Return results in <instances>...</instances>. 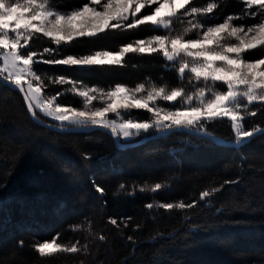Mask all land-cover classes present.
I'll use <instances>...</instances> for the list:
<instances>
[{"label":"trees","instance_id":"obj_1","mask_svg":"<svg viewBox=\"0 0 264 264\" xmlns=\"http://www.w3.org/2000/svg\"><path fill=\"white\" fill-rule=\"evenodd\" d=\"M87 2L50 0L49 7L69 11ZM207 2L194 0L201 7ZM217 2L211 16L198 18L201 23L215 25L230 14L243 17L233 21L237 25L259 20L245 15L241 0ZM184 26L173 25L177 30ZM155 34L160 33L147 26L109 30L62 46L59 54L44 59L117 52ZM196 35L194 31L186 38ZM47 46L55 48L42 37L30 43L37 52ZM244 55L249 61L264 58V48ZM34 68L45 78V96L62 93L57 103L76 108L83 101L67 92L71 86L50 79L64 76L105 91L117 84L171 88L187 83L157 54H129L123 67L38 63ZM149 115L143 110L126 114L140 120ZM253 125L264 128V109L245 120L249 130ZM208 132L235 140L226 121L208 125ZM156 183L163 187L153 192ZM213 189L219 191L199 198ZM168 203L195 206L159 207ZM54 238L68 246L78 242L81 251L40 258L33 246ZM0 264H264V136L231 148L174 132L120 150L104 131L58 133L35 123L22 95L0 81Z\"/></svg>","mask_w":264,"mask_h":264},{"label":"snow or ice","instance_id":"obj_2","mask_svg":"<svg viewBox=\"0 0 264 264\" xmlns=\"http://www.w3.org/2000/svg\"><path fill=\"white\" fill-rule=\"evenodd\" d=\"M49 3L50 0H0V81L23 94L34 119L39 112L57 121L62 131L68 130L67 126L94 127L108 130L113 137L126 141L153 130L159 133L186 130L215 143V137L208 133V125L217 121L227 122L237 145L257 134L264 136V128L253 125L249 130L245 126L248 117H255L264 109V58L249 61L244 55L264 48V0H241L245 15L259 17L250 26L234 24V20L243 17L231 14L215 25L201 23L199 17L211 16L220 6L217 0H208L202 7L196 6L194 0H88L66 13L49 7ZM145 9L149 11L141 15ZM177 22L185 25L182 30L173 27ZM142 26L160 34L137 39L117 52L98 50L83 56L44 59L45 55L59 54L64 50L62 46L80 39L95 38L109 30L127 31ZM194 31L196 37L186 39ZM41 37L55 48L43 47L42 52L31 50L30 43ZM129 54L162 56L175 67L179 80L186 81V85L146 87L141 83L129 88L117 84L105 91L64 76L50 79L49 83L71 86L67 92L83 101V107L76 108L57 103L62 93L45 96V78L34 68L38 63L69 68L123 67ZM96 101L101 106H95ZM161 102L171 107L161 106ZM133 110L150 115L144 120L125 115ZM162 187L156 183L151 191ZM96 191L102 193L103 189L96 186ZM216 191L219 189L202 191L199 198L204 200ZM194 206L159 205L166 210ZM147 207L151 209L153 205ZM110 223L116 225L117 221L112 219ZM33 248L40 258L81 251L78 242L68 246L59 243L58 238L38 242Z\"/></svg>","mask_w":264,"mask_h":264},{"label":"water","instance_id":"obj_3","mask_svg":"<svg viewBox=\"0 0 264 264\" xmlns=\"http://www.w3.org/2000/svg\"><path fill=\"white\" fill-rule=\"evenodd\" d=\"M9 87L12 88L11 86H9ZM15 90H17L19 92L18 89H15ZM21 95L23 97V94H21ZM26 107H27V105H26ZM29 115H30L31 119L35 123H37V124H39V125H41V126H43L45 128H48L50 130H53L55 132H58V133H90V132H93L95 130H100V131L107 132L108 134L111 135L110 131H108V130L100 129V128H94V127H73V126H67L68 130L62 131L59 125H55V124L46 122L44 120H41L40 118H38V116L34 119L30 113H29ZM178 132H186V133H189V134H191L193 136H197V137H200V138H203V139L208 140L205 136H203L201 134H198V133H195V132H189V131H186V130H180ZM168 134H170V133H161V134L159 133V134H156V135H153V136H149L147 138H144L142 140L135 141V142H130V143L121 142L120 138L113 137L112 135L111 136L113 137V139L115 141V144H116V147L118 149H120V150H126V149H129V148L138 146V145H140V144H142V143H144V142H146L148 140L155 139V138H159V137H164V136H167ZM209 134H210V136L215 137V139H216L215 144L220 145V146H225V147L240 148V147L246 145L247 143H249L251 141V140H249V141L244 142V143H242L240 145H237L235 143V140H225V139H222L220 137H217V136H215V135H213L211 133H209ZM257 135H260V134H257Z\"/></svg>","mask_w":264,"mask_h":264},{"label":"rangeland","instance_id":"obj_4","mask_svg":"<svg viewBox=\"0 0 264 264\" xmlns=\"http://www.w3.org/2000/svg\"><path fill=\"white\" fill-rule=\"evenodd\" d=\"M50 5V4H49ZM51 6V5H50ZM52 6H55V4L54 5H52ZM153 7H155V5H153ZM51 8H54V7H51ZM55 9V8H54ZM57 10V9H56ZM58 11H60V12H69V11H71V10H69V11H66V10H58ZM186 39H189V38H186ZM5 83V82H4ZM6 84V83H5ZM94 104H95V106H97V107H99V106H101L100 105V103H99V101H96V102H94ZM161 106H166L165 105V103L164 102H161ZM83 107V106H82ZM81 107V108H82ZM167 107H171V106H169V105H167ZM39 113V112H38ZM40 114V113H39ZM41 115V114H40ZM126 115V114H125ZM38 116V115H37ZM109 116H110V118H111V116H112V114H109ZM44 117V116H43ZM39 118V117H38ZM45 119L47 120H44V121H46V122H49V123H52V124H55V125H59L58 124V122L57 121H54V120H51L50 118H47V117H45ZM41 120H43V119H41ZM156 134H159V132H156L155 130H153L152 132H150V133H148V134H144V133H142L140 136H138V137H134L133 139H131V140H124V139H122V138H120V140H121V142H124V143H130V142H135V141H139V140H142V139H144V138H147V137H149V136H153V135H156ZM161 134V133H160ZM111 136V135H110ZM112 137V136H111ZM113 138V137H112Z\"/></svg>","mask_w":264,"mask_h":264}]
</instances>
